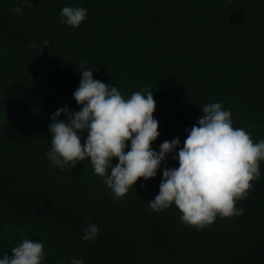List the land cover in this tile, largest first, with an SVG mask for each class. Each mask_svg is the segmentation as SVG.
Masks as SVG:
<instances>
[{"label": "trees", "instance_id": "16d2710c", "mask_svg": "<svg viewBox=\"0 0 264 264\" xmlns=\"http://www.w3.org/2000/svg\"><path fill=\"white\" fill-rule=\"evenodd\" d=\"M15 3L0 0V256L28 236L43 242L40 264H264V160L236 200L243 211L198 230L174 203L148 206L161 169L178 164L172 153L120 199L87 157L61 169L46 156L50 113L80 107L72 93L82 62L122 96L152 90L156 150L172 137L182 147L212 101L253 142L264 138V0H31L20 14ZM64 5L85 7L86 19L61 23ZM86 221L98 226L93 240L80 238Z\"/></svg>", "mask_w": 264, "mask_h": 264}, {"label": "clouds", "instance_id": "9594fccd", "mask_svg": "<svg viewBox=\"0 0 264 264\" xmlns=\"http://www.w3.org/2000/svg\"><path fill=\"white\" fill-rule=\"evenodd\" d=\"M25 4L30 5L31 0H18L12 11L20 14ZM86 15L85 7L64 5L58 18L78 27ZM41 44L48 42L44 39L31 46L39 50ZM85 65L87 62H82L78 70L79 83L72 93L79 109L64 105L50 113L46 156L52 164L71 169L87 157L92 171L111 189L113 199H120L138 177H154L166 154L172 153L178 164L161 169L158 191L147 200L152 211H163L174 203L179 219L198 230L213 222L217 214L232 216L243 211L235 203L248 195L247 190L253 187L250 181L260 176L258 162L264 160V138L253 142L248 132L233 127L230 109L222 107V101H212L199 105L202 115L185 128L182 147L179 138L172 137L161 141L156 150L150 147L158 136L152 90L122 96L115 84L94 78L92 69ZM61 113L64 119L58 118ZM84 130L87 135L81 144ZM113 157L117 158L115 164ZM98 232L97 224L86 221L80 238L93 240ZM11 253L0 256V264H40L46 255L42 240L28 236L11 246ZM69 264L84 261L73 256Z\"/></svg>", "mask_w": 264, "mask_h": 264}]
</instances>
